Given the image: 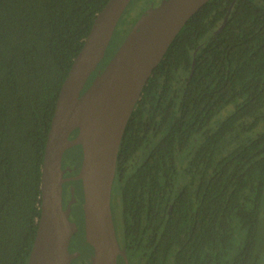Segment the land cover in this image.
<instances>
[{"label":"trees","instance_id":"16d2710c","mask_svg":"<svg viewBox=\"0 0 264 264\" xmlns=\"http://www.w3.org/2000/svg\"><path fill=\"white\" fill-rule=\"evenodd\" d=\"M107 1L0 0V264H27L59 89ZM111 208L135 264H264V0H208L175 35L125 125Z\"/></svg>","mask_w":264,"mask_h":264},{"label":"water","instance_id":"95a60500","mask_svg":"<svg viewBox=\"0 0 264 264\" xmlns=\"http://www.w3.org/2000/svg\"><path fill=\"white\" fill-rule=\"evenodd\" d=\"M131 0H108L96 14L80 51L63 80L55 104L41 167L40 215L27 264H69L77 230L69 219L76 199L63 205L62 183L70 167H62L65 150L79 145L81 161L71 177L81 182L85 241L92 246L90 264H117L121 254L111 208L116 159L121 137L142 88L169 44L208 0H160L134 22L103 67L87 82L103 59L118 21Z\"/></svg>","mask_w":264,"mask_h":264},{"label":"flooded vegetation","instance_id":"af4514ba","mask_svg":"<svg viewBox=\"0 0 264 264\" xmlns=\"http://www.w3.org/2000/svg\"><path fill=\"white\" fill-rule=\"evenodd\" d=\"M93 77L94 76H92L91 78ZM65 160L66 162H64L62 158V167L64 168V167L69 166L70 171L64 176L65 180L62 183L63 205L66 203V201L71 199V195H70V185L71 184L74 186V195L76 196V199L73 200L71 204V209L69 212V219L76 223L77 230H75V232L70 237L69 251L70 252L77 251V254L73 258H71L69 264H90L91 255L93 253V248L91 245H89L85 241L84 228H83V223H82V207L81 205H79L80 203H82L81 182L79 180L71 178L77 173L79 169V165L81 161V153H80V158L78 159L79 163L77 165L72 164L71 163L72 161L69 158H66ZM114 227H115V224H114ZM116 229H115V232H116L117 240L119 243V247L120 249H124L126 251L127 264H135V260L131 259L128 254L127 247L122 245V239L118 237V233H120V228L117 226ZM117 264H125V259L121 254H118L117 256Z\"/></svg>","mask_w":264,"mask_h":264},{"label":"rangeland","instance_id":"374dc122","mask_svg":"<svg viewBox=\"0 0 264 264\" xmlns=\"http://www.w3.org/2000/svg\"><path fill=\"white\" fill-rule=\"evenodd\" d=\"M160 2V0H131L128 5L126 6L124 12L122 13L118 24L116 26V29L111 37V40L109 41V44L106 48L105 54L103 59L100 61V65L110 59L112 54L115 52L117 47L121 44L127 33L130 31L131 27L133 26L134 22L137 20V18L140 16L142 12H144L149 5H157ZM121 23V25H120ZM89 81V80H88ZM234 108L233 104H229L226 107H224L216 116V119H222L225 117L232 109ZM78 147V145H76ZM69 150V148L67 149ZM65 150V153L63 154V161L66 162V158H70L72 154H77V157L80 155L81 151L80 148H74L73 151L67 152ZM73 158L71 160L72 164H78L79 158ZM81 205V203L79 204Z\"/></svg>","mask_w":264,"mask_h":264}]
</instances>
